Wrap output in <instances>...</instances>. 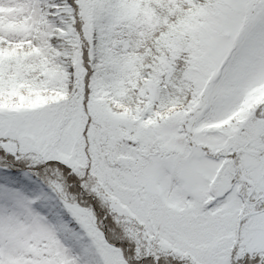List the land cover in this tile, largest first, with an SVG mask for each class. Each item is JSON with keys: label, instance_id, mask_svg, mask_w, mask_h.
Segmentation results:
<instances>
[{"label": "snow or ice", "instance_id": "6c2138e0", "mask_svg": "<svg viewBox=\"0 0 264 264\" xmlns=\"http://www.w3.org/2000/svg\"><path fill=\"white\" fill-rule=\"evenodd\" d=\"M0 264H264V0H0Z\"/></svg>", "mask_w": 264, "mask_h": 264}]
</instances>
